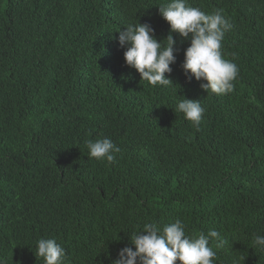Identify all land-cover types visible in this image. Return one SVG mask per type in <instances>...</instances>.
I'll return each mask as SVG.
<instances>
[{"label": "trees", "instance_id": "1", "mask_svg": "<svg viewBox=\"0 0 264 264\" xmlns=\"http://www.w3.org/2000/svg\"><path fill=\"white\" fill-rule=\"evenodd\" d=\"M166 2L0 0V264H44L40 238L65 264H112L144 223L177 219L220 232L215 264H264V0H188L232 24L222 53L239 76L222 96L185 76L176 33L173 85L126 66L119 31L166 38ZM184 98L205 107L199 126L175 112ZM104 137L115 163L89 158L85 142Z\"/></svg>", "mask_w": 264, "mask_h": 264}, {"label": "clouds", "instance_id": "2", "mask_svg": "<svg viewBox=\"0 0 264 264\" xmlns=\"http://www.w3.org/2000/svg\"><path fill=\"white\" fill-rule=\"evenodd\" d=\"M159 8V14L170 25L166 38L158 41L149 23L128 24L119 31L118 42L125 49L126 66L135 69L141 80L152 87L173 85L170 78L176 63L177 40L189 41L184 50L182 69L191 80L204 81L201 89L207 94L227 95L234 91L239 76L237 65L223 57L222 41L232 29L231 22L219 10L206 14L193 7L188 0H168ZM162 41L164 43H162ZM166 74H169L166 76ZM206 109L200 101L184 98L178 101L175 112L182 113L193 126H199ZM89 158L97 161L116 162L120 148L107 137L87 140ZM222 248L226 241L215 229L207 234L189 235L186 224L177 219L169 224L146 222L140 231L129 236L130 245L121 248L112 264H215L217 252L210 246ZM253 245L264 251V235H254ZM36 257L44 264H65V248L55 238H40L36 242Z\"/></svg>", "mask_w": 264, "mask_h": 264}]
</instances>
